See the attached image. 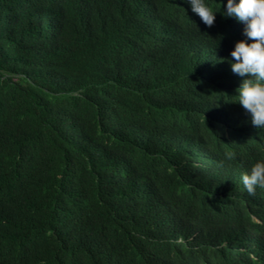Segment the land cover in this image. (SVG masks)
I'll use <instances>...</instances> for the list:
<instances>
[{
    "label": "trees",
    "instance_id": "obj_1",
    "mask_svg": "<svg viewBox=\"0 0 264 264\" xmlns=\"http://www.w3.org/2000/svg\"><path fill=\"white\" fill-rule=\"evenodd\" d=\"M0 264H264V0H0Z\"/></svg>",
    "mask_w": 264,
    "mask_h": 264
}]
</instances>
